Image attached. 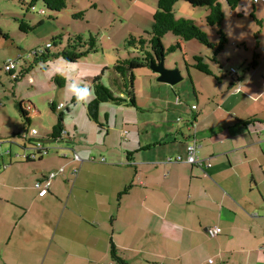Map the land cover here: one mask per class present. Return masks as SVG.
<instances>
[{
	"label": "crops",
	"instance_id": "crops-1",
	"mask_svg": "<svg viewBox=\"0 0 264 264\" xmlns=\"http://www.w3.org/2000/svg\"><path fill=\"white\" fill-rule=\"evenodd\" d=\"M227 9L228 22L224 21L222 27L228 43L209 65L214 79L196 69L189 70V67L194 68L196 57L207 54L193 44L199 53L191 55L192 64L186 61L191 90L158 82L165 88H157L154 108L149 104L147 113L142 116L132 107L136 118L124 115L129 110H117L123 113V124L119 127L115 108L102 105L98 124L90 118L86 108V118H81L80 124H72V130L77 132L79 127H90L91 131L94 123L98 128L107 127L106 137L96 138L98 131L94 132L90 140L93 143L81 145L73 155H61L56 165L41 163L52 160L51 148L48 153L27 161L25 154L31 150L25 149L22 135L23 151L15 156L11 148L1 151L0 185L7 188L8 181L14 178L11 171L15 164L32 163L36 165V172H32L36 180L33 199L49 198V201L64 204L68 197H62V186H68L66 182L75 183L82 164L89 162L93 167L89 174L93 172L92 177L106 182L105 187L112 177L115 185L106 187L110 192L96 185L94 192L112 209L115 207L116 218L110 216L114 221L111 242L137 254L140 263L135 264H207L217 257L219 263L225 264V260H232L237 254L245 255L246 264L251 260L264 264V133L261 131L264 124V3L252 1L241 10H237L238 7ZM155 12L150 10V18ZM150 23L153 24V19ZM148 30L145 27V32ZM208 37L216 44L215 34ZM256 56L258 65L252 69L250 64ZM89 66L90 83L108 69L102 62L89 63ZM232 69H236L234 76ZM30 80L31 85L33 80ZM163 90L168 94L161 93ZM22 105L31 119L37 116L32 112L33 104L23 102ZM194 105L196 110H192ZM138 107L143 109L141 103ZM191 118L195 120L194 129L189 125ZM126 122L134 125L125 128ZM113 129H116L117 142L109 143L115 139ZM66 131V136H70V128L66 127ZM50 133H44L43 138ZM40 135L38 132L36 137L41 139ZM194 140L199 145L201 167L186 162L188 146ZM4 157L10 159L9 164ZM176 157H181L182 161L169 162ZM19 173H15L17 181ZM53 173L56 176L51 180L49 192L40 196L35 184L46 182ZM59 178V182L56 181ZM89 195L93 197L92 192ZM96 205L93 208H103L101 204ZM215 227L222 232L211 238L208 230Z\"/></svg>",
	"mask_w": 264,
	"mask_h": 264
},
{
	"label": "rangeland",
	"instance_id": "rangeland-1",
	"mask_svg": "<svg viewBox=\"0 0 264 264\" xmlns=\"http://www.w3.org/2000/svg\"><path fill=\"white\" fill-rule=\"evenodd\" d=\"M31 1L0 0V30L10 36L9 40L0 36V142H3L0 143V154L1 151L5 152L10 148L14 153L13 156L23 151L21 147L24 141L21 136L25 130L34 128L41 134V139L35 137L33 140L43 141V144L52 150L49 155L52 160H44L41 162L42 165H51V162L56 165L61 155H73L74 151L81 149V145H89L94 132L98 131L96 138L106 137L107 127L103 129L102 125L98 128L93 123L94 128L91 131L90 127H79L80 130L77 132L71 128L72 124H80L81 118H86V108L93 97L89 81V68H91L89 63L102 62L108 65L103 76V83L110 88V79L115 77L112 72L114 64L119 58L128 57L125 42L132 36L136 38L144 36L145 27L149 29L148 31L151 30L150 20L153 17L150 18L149 13L150 10L158 9V0H66L67 8L54 13L53 20L48 18L50 13L43 2H37L35 11H29L28 4ZM246 3L252 4V0H242L237 10H241ZM227 8L224 3L223 10L227 13L225 22H228L229 18ZM42 10H45L47 14H41ZM174 10L177 17L187 16L194 19L207 35L215 34L217 39L215 43H218L217 30L208 27L207 12L204 8H194L181 1L175 5ZM81 13L83 16H80ZM24 18L31 21L32 25L40 21H43V25L29 35H25L20 31L21 20H19ZM54 36H63L61 44L51 49L54 55L60 54L68 41L76 39L77 36H82L85 40L94 36L97 40V49L81 59L78 64H69L60 55L51 57L47 63L43 61L35 63L32 49L44 48ZM178 42L181 49L166 53L165 66L168 68L179 66L185 81L177 86L191 90L192 83L186 73L188 70L186 61L193 63L191 55L197 49L193 44H196L198 49L202 48L206 51V56L212 57L213 51L195 40L181 41L173 33L163 38L165 51ZM203 55L205 57V54ZM17 56L19 59L21 57L24 59L22 64L26 61L28 67L33 65L30 72L19 81H15L2 69L8 58L15 59ZM207 63L211 65L210 61ZM193 69L195 68L189 67V70ZM75 74L82 78H78ZM56 75L65 80L63 88H59L53 82ZM135 77L136 102L141 103L144 109L139 108L137 112L143 116L147 113L149 104H152L154 108L153 96H158L157 88L165 87L159 85L157 75L149 69L136 71ZM29 78L33 80L31 85L28 84ZM73 85L89 90L83 99L80 101L76 99L74 104L72 100L76 95L73 92ZM173 88L176 87L173 86ZM161 93L168 94L164 90ZM170 93L173 94V92ZM51 101L64 105L61 112L65 113L64 124L68 129L70 128V136H64L62 141H47L45 137L43 138L44 133L51 132L58 118V114L51 110ZM18 102H30L34 105L32 112H36L37 116L31 119L29 128L17 110ZM104 105L115 108V112L129 110L124 115L128 118H136L135 109L130 106L125 104L118 106L113 103ZM122 116L123 113H118L117 127L123 124ZM103 122L105 123V120ZM114 125V122H111V127L114 128ZM126 125L125 128L129 129L134 124L126 122ZM112 136H115V139L109 143H116V129H113ZM28 144L27 142L26 145ZM26 148L32 149L30 145ZM4 160L10 163L8 157H4ZM35 167L36 165L32 163L18 162L12 167L11 173H14V178L8 181L7 188L0 185V264H113L110 242L113 230L111 224L114 221L112 222L111 219L116 218L117 212L115 207L112 209L102 196L94 192L95 185L103 191L110 192L106 187L110 184L115 185L112 184V177L105 187L106 182L92 177L93 172L89 174V169L93 168L92 165L84 162L79 179L77 178L75 183L66 182L68 186H62L60 191L62 197H68L63 204L58 201H49V198L33 199L32 190L36 180L32 172H36ZM17 171H20L18 181L15 175ZM60 179L56 181L59 182ZM14 187L21 189L17 190ZM89 192H92L93 197L89 195ZM53 197H55L54 194ZM114 199L112 197L113 205ZM96 204H101L103 208H93ZM111 215L113 218H110ZM117 226L118 223H116ZM117 248L119 256L127 260L129 264L140 263L137 254ZM244 257L245 255H234L232 260H225V264H246ZM208 263L218 264V257L211 258V262ZM249 263L255 264V261L251 260Z\"/></svg>",
	"mask_w": 264,
	"mask_h": 264
},
{
	"label": "trees",
	"instance_id": "trees-1",
	"mask_svg": "<svg viewBox=\"0 0 264 264\" xmlns=\"http://www.w3.org/2000/svg\"><path fill=\"white\" fill-rule=\"evenodd\" d=\"M186 2L194 8H204L207 12L206 22L208 27L215 28L218 35V43L213 44L209 39L208 35L197 25V22L194 19L187 18H177L174 7L179 2ZM37 2H43L46 6V9L50 13L48 18L53 20L54 13L61 12L67 8L66 0H32L29 4V11H35V5ZM242 0H158V9L153 15V24L150 31H146L144 36L140 37H130L125 42V51L128 53V57L119 58L112 72L115 77H113L110 82L111 87H107L103 82V76L105 72L101 75L95 77L91 81V90L93 91V97L88 108V115L90 118L98 124L99 121V111L102 105L107 103H113L115 105L125 104L127 106L139 109L136 102V92H135V73L141 69H149L151 62H156L160 60L162 55L166 56L167 52H175L178 49H181L179 42L170 47L165 51L163 46V38L169 34L173 33L175 36L179 37L181 41H198L200 44L209 48L213 51L212 57L210 56H198L195 58V64L193 67L201 73L206 75L213 76V73L210 70L209 63L216 60V56L224 49L228 43L227 35L223 30V23L225 21V12L223 10L224 3L232 10H235ZM41 14L46 15V11H40ZM80 16H83L81 13ZM79 17V16H78ZM20 21V31L29 35L38 28L42 27L43 21H40L38 24L32 25L26 18L24 20L19 19ZM0 36L5 40H9L10 36L0 30ZM63 36L53 37L51 42H47L44 48L32 49V54L34 55V62L43 61L44 63L48 62L51 57L61 56L64 61L69 64H78L81 59L86 58L91 52L96 51L97 49V40L94 36H91L89 40H85L82 36H77L76 39H70L67 45L62 49L60 54L54 55L51 52L53 47H57L62 42ZM50 44L51 49L47 48L46 45ZM62 46V45H60ZM19 59V58H18ZM22 57L19 59L21 66L19 75L14 77V72L8 73L11 75L15 81H19L25 77L31 70V65L28 67L26 61L22 64ZM257 56L250 64V68L254 69L258 65ZM7 62V60H6ZM5 62V63H6ZM4 69V66L3 68ZM105 70H107L105 68ZM233 75V74H232ZM235 75V74H234ZM233 75V76H234ZM53 82L59 87L63 88L65 85V80L59 76L53 78ZM76 97L73 98L72 103L74 104ZM30 104V102H28ZM23 102H18L16 107L28 125V128L31 126V117H29L28 110L23 108ZM32 104V103H31ZM51 110L58 114L57 123L53 127L50 134L45 137L47 141H62L64 136L68 134L64 124L65 113L61 110L55 108V104H50ZM31 129L25 130L24 134H29ZM32 138V139H29ZM35 137L29 136L26 138L25 148L31 146L32 151H36L37 144L36 142H41V140L34 141ZM34 141V142H31ZM42 151H37L35 155L45 153L49 151L42 141ZM27 149V148H26ZM27 161H32L33 158L27 157ZM199 167V166H196ZM111 257L113 264H129L127 260L119 256L118 248L111 242Z\"/></svg>",
	"mask_w": 264,
	"mask_h": 264
},
{
	"label": "built area",
	"instance_id": "built-area-1",
	"mask_svg": "<svg viewBox=\"0 0 264 264\" xmlns=\"http://www.w3.org/2000/svg\"><path fill=\"white\" fill-rule=\"evenodd\" d=\"M255 4H258V3H264V0H252ZM47 48L51 49L52 46L50 44H47L46 45ZM20 66H21V63L20 61L17 59H9L7 60V62L4 64V70L8 73L10 72H14V77L18 76L19 75V71H20ZM231 74H236V69H232L231 70ZM240 88H238L237 90L239 91ZM64 108V105L63 104H58L56 106V109L59 111V110H62ZM28 109H30V107H28ZM197 109V106H192V110H196ZM194 118V117H193ZM191 118L190 119V122H189V125L190 127L192 126V128L194 129L195 128V120ZM181 121V119L178 120V122ZM264 125V124H263ZM195 131V130H194ZM261 131L264 133V126L261 127ZM38 135V131L36 129H31L29 134H24L23 135V138L24 140L26 138H28L29 136L31 137H36ZM26 141V140H25ZM37 144V149L36 151H32L31 153H28V154H25V158L27 159V157H31L33 159H35L37 157L36 152L37 151H42L43 147H42V141L41 142H36ZM26 149V148H25ZM199 145L197 144L196 140H194L189 146H188V158L186 159V162L193 165V166H199L201 167L202 166V162L200 161L199 157H198V153H199ZM27 151V150H26ZM47 153V151L45 152ZM182 161V158L181 157H176V158H172V159H169V162H181ZM210 166V165H209ZM60 172H63V169H60ZM59 173V172H58ZM57 173V174H58ZM56 176V173L54 174H50V176L48 177L47 181L46 182H37L35 184V188L38 189L40 192H39V195L40 196H45L48 192V189L51 185V180ZM222 230L221 228L219 227H215V228H212L210 230H208V233L210 235L211 238H214V237H217L221 234ZM262 250L264 251V247H262Z\"/></svg>",
	"mask_w": 264,
	"mask_h": 264
},
{
	"label": "water",
	"instance_id": "water-1",
	"mask_svg": "<svg viewBox=\"0 0 264 264\" xmlns=\"http://www.w3.org/2000/svg\"><path fill=\"white\" fill-rule=\"evenodd\" d=\"M165 58L166 56L162 55L159 61L151 62L150 70L158 76V82L176 86L184 80L185 76L177 65L174 68L166 67Z\"/></svg>",
	"mask_w": 264,
	"mask_h": 264
},
{
	"label": "clouds",
	"instance_id": "clouds-1",
	"mask_svg": "<svg viewBox=\"0 0 264 264\" xmlns=\"http://www.w3.org/2000/svg\"><path fill=\"white\" fill-rule=\"evenodd\" d=\"M88 89L87 88H83V87H79V86H76V85H73V92H74V94L76 95V99H77V101H80L81 99H83L84 98V96H86L87 95V93H88ZM83 94V95H82ZM58 105V104H57ZM56 105V106H57ZM56 106H55V108H56ZM48 192H49V189H48ZM47 192V193H48Z\"/></svg>",
	"mask_w": 264,
	"mask_h": 264
}]
</instances>
